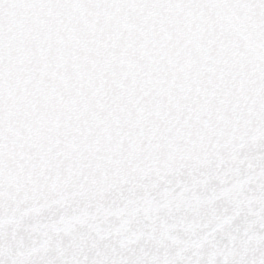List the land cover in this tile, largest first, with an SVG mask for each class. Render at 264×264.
<instances>
[{
  "label": "snow or ice",
  "instance_id": "snow-or-ice-1",
  "mask_svg": "<svg viewBox=\"0 0 264 264\" xmlns=\"http://www.w3.org/2000/svg\"><path fill=\"white\" fill-rule=\"evenodd\" d=\"M0 264H264V0H0Z\"/></svg>",
  "mask_w": 264,
  "mask_h": 264
}]
</instances>
